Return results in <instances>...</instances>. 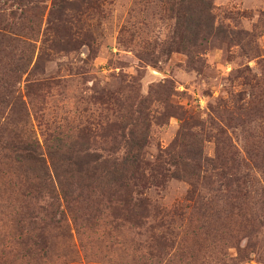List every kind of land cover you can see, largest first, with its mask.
Segmentation results:
<instances>
[{
	"label": "rangeland",
	"instance_id": "374dc122",
	"mask_svg": "<svg viewBox=\"0 0 264 264\" xmlns=\"http://www.w3.org/2000/svg\"><path fill=\"white\" fill-rule=\"evenodd\" d=\"M58 133L85 180L28 189ZM0 264H264V0H0Z\"/></svg>",
	"mask_w": 264,
	"mask_h": 264
},
{
	"label": "trees",
	"instance_id": "16d2710c",
	"mask_svg": "<svg viewBox=\"0 0 264 264\" xmlns=\"http://www.w3.org/2000/svg\"><path fill=\"white\" fill-rule=\"evenodd\" d=\"M198 1L205 4V0ZM201 11L203 10H199V13ZM58 134H54L49 141H45L44 151H41L39 143L35 141L25 144L22 141L15 142V148L20 150L15 153L16 161L20 164L21 176L28 189L41 192L42 189H59L60 186L66 185L67 180L72 182H77L76 179L85 180L86 166L89 161L84 157L90 153L85 152L83 141H76L70 136ZM94 161H98L99 167L103 170L104 188L110 191L114 186L126 187L127 173L134 164L133 161L130 163L126 158L121 160L94 159ZM87 180L89 183H86V186L91 182L89 177Z\"/></svg>",
	"mask_w": 264,
	"mask_h": 264
}]
</instances>
